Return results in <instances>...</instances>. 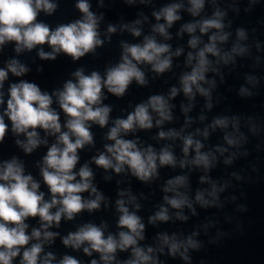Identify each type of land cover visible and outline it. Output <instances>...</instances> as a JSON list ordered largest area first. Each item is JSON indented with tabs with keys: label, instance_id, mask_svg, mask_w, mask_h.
Instances as JSON below:
<instances>
[{
	"label": "clouds",
	"instance_id": "1",
	"mask_svg": "<svg viewBox=\"0 0 264 264\" xmlns=\"http://www.w3.org/2000/svg\"><path fill=\"white\" fill-rule=\"evenodd\" d=\"M128 2L131 3L132 0ZM189 3L191 7L188 11L193 16L198 15L204 7V0H189ZM90 7L87 0H78L76 8L83 14L82 19L60 25L52 30L48 25L37 22L41 11L47 14L55 11L56 5L51 0H0V46L6 42H15V50L19 53L24 49L30 51L38 45L48 44L52 52L46 53L41 50L39 52L41 59L54 60L59 52L71 56L74 60L79 59L103 44V41L98 38V18L90 11ZM181 7V4H172L153 15L157 20L163 18L170 27L180 19L177 12ZM223 15L220 11H216L214 18L203 20L199 25L186 24L182 30L193 33L198 26L201 33H207L209 29L220 30L224 27ZM153 30L170 38L163 24H157ZM108 31L114 32L115 28L109 26ZM132 32L135 36L140 35L137 29H133ZM237 35L240 39L245 38L243 30H238ZM227 38V35L210 36V42L198 52L197 65L190 73L181 77L183 93L189 99L194 97L193 86L201 95L210 97L209 91L200 84L201 81H205L204 74L208 71L209 61L205 54L211 53L218 56L216 41H225ZM197 43L198 39L195 37L189 40V45L193 48ZM123 47L122 62L108 69L106 78H102L97 72L85 76L82 71L78 70L74 73L77 82H66L63 91L56 93L60 108L69 117L64 125L68 131L61 130L60 116L52 109L53 101L49 94L42 93L36 84L26 81L10 86L6 110L3 115H0V143L4 141L8 132L4 116L11 121L13 133L26 136V143L16 141L25 153H31L41 143H46L39 139L37 128L52 135H59L57 143L48 149L43 158V167H41L43 181L51 193V199L48 201H45L44 193L39 191V183L35 182L31 175L24 174L23 164L15 157L0 164V264H53L56 257L51 252H45V244L53 242L59 234L48 229L53 225L59 227L62 218L73 220L84 210L91 212L99 209L103 196L91 183L93 172L87 164L82 166L78 173L73 170L79 161L77 150L93 142L90 125L87 122L96 123L102 128L108 124L111 108L98 106L102 101V89L106 88L109 93L122 97L133 80L139 85L146 84L144 73L137 67L138 64H151L152 70L158 74L171 67V57L163 55L169 52L170 46L158 44L154 38L146 37L143 45L125 44ZM232 51L242 55L246 49L234 47ZM176 55H179V50ZM192 58V54L189 53V61ZM228 59L230 57L226 54L225 62ZM27 71L28 69L18 61H10L7 70L0 69V89L3 88V82L7 79L9 72L19 77ZM178 91L177 88H172L169 99L174 98ZM241 92L244 93L245 90L241 89ZM3 103V92H0V104ZM208 107L210 108L211 105L209 104ZM150 109L159 116V119L155 121L157 127L165 121L172 120L171 105L162 95H153L146 103L136 105L134 111L130 112L126 119L115 120L114 126L110 128L106 138L114 143L105 145L106 153L109 155L100 153L97 157H93V162L98 167L105 170L112 169L119 174L127 166L133 176L140 181L147 182L158 176L157 161L159 166H176V158L168 147L162 148L157 153L152 146L141 149L137 146V141L126 140L121 136L122 133L126 135L129 132H135L137 128L151 129L153 116L150 114ZM184 111L187 112L188 109L185 108ZM227 125V118H222L214 120L211 127L226 128ZM203 135L207 138V129L204 130ZM179 136L180 133L174 130L158 132L159 139H172ZM225 140L229 145L239 143L230 135H226ZM193 146L194 158L191 161L181 160L180 167L183 168L191 163L197 167L202 166L207 171L212 166L215 157L211 152H201L203 144L199 140H194L192 135L184 136L183 153L185 156ZM218 151L224 152L226 149H218ZM204 180L205 177H201V181ZM187 182L186 176H177L168 180L164 191L172 192L174 195L171 198L165 195L163 199L172 209L179 210L187 206L195 214L192 202L186 194L178 190L185 188ZM89 190L95 195V199L85 200L81 195ZM216 192V185L213 184L210 195L215 198ZM120 195L123 196L124 193L121 192ZM129 199L134 201L135 197L130 196ZM195 201L202 207L210 205L202 191H197ZM116 205L117 211L121 213L117 226L127 230L120 231L118 238L111 233L105 237L104 226L85 224L63 237V245L74 250L82 248L83 253L88 257H91L94 252L98 253L102 264H113L118 251L125 252L129 249L131 258L124 261V264H160L154 252L163 253L165 246L168 248V255L175 257L179 254L184 261H188V249L200 247L191 237H188L186 241H178L175 235L170 237L164 233L157 238L159 241L157 248L149 246L145 250L138 243L144 239L145 225L141 218L135 212L129 211L123 199H118ZM139 207L137 204L136 208L139 209ZM54 208L56 210L52 211ZM30 217H38L40 227L33 228L29 233V225L26 221ZM169 219L168 208L161 206L159 211L149 218V223L167 222ZM177 219L186 220L187 217L177 212ZM58 264H81V261L73 256L64 255ZM89 264H98V261L91 259Z\"/></svg>",
	"mask_w": 264,
	"mask_h": 264
}]
</instances>
